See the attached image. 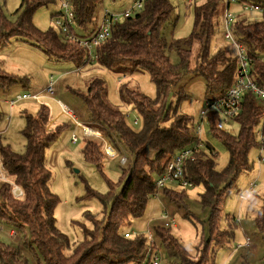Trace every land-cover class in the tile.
Listing matches in <instances>:
<instances>
[{
	"label": "trees",
	"instance_id": "16d2710c",
	"mask_svg": "<svg viewBox=\"0 0 264 264\" xmlns=\"http://www.w3.org/2000/svg\"><path fill=\"white\" fill-rule=\"evenodd\" d=\"M70 1L75 14L71 34L83 40L93 39L100 28L96 14L105 0ZM51 2L22 0L17 11V22H10L0 11V51L13 40L22 41L52 58L75 64L77 73L89 65H97L115 73H122L132 66V73L148 72L151 82L156 86L157 97L150 98L126 84L119 88L121 102L131 106L141 117L142 128L137 130L128 124L121 108L110 103L103 80L92 81L87 92L74 90L90 113L89 121L83 124L101 135V138H86L88 140L83 151L85 161L103 173L108 156L105 142L118 156L128 153L131 159L123 156L128 162L126 165L121 164L127 168H123L119 191L116 192L115 184L110 181L109 191L105 195L87 188L86 198H96L105 206L109 204L110 208L105 222L90 217L94 228H84V240L75 245L73 250L69 237L57 226L54 212L59 198L49 188L52 173L46 166L47 150L58 139L62 127L55 131L48 129L50 111L44 105L37 116L26 113L27 126L23 132L27 141L26 151L16 153L10 146L0 144L3 174L24 193L23 197L16 198L10 184L0 185V222L22 234L29 228L31 246H37L44 264H150L147 261L152 257L148 258V250L151 249L156 257L160 247H164L170 257L180 259L182 264H215L218 250L229 244L237 226L236 220L227 216L228 228L222 229L225 195L234 188L244 172L251 170L249 153L255 148L263 149L264 153V128L263 143L256 132L264 120V103L255 94L246 93L241 112L233 119L240 125L237 135L219 130L216 126L219 113H209L206 122L212 135L222 142L230 154L229 165L219 171L213 146L204 143L194 133L192 118L179 115L177 109L174 110L169 104V98L181 81L183 72L199 74L206 80L208 101L224 98L234 86L237 57L232 59L223 50L212 52L220 1L196 0L192 34L169 48L161 31L172 18L175 8L171 0H148L142 10L112 25L111 34L98 48L95 61L90 59L87 50L79 42L67 39L60 29L52 27L48 31H41L34 25L36 12ZM237 5H255L263 11L261 22L248 23L236 19L231 30L235 39L245 47L248 57L253 59L250 67L252 80L264 89V0H239ZM126 9H106L101 15L103 17L107 10L124 12ZM59 13H53L52 20L59 17ZM172 48L181 58L179 66L171 62L168 49ZM19 81L0 64L1 90L7 91ZM187 98L188 95L179 94L178 106ZM136 121L134 126L139 125V120ZM197 144L203 147L186 162L185 178L193 186L204 187L200 202L204 209L209 210V237L198 259H194L172 234L170 227L155 230L150 233L149 239L126 229L145 214L149 202L160 191L172 203L181 208L186 207L184 191L178 192L169 186L159 190L157 181L167 172L175 156ZM260 159H264L262 155ZM165 212L162 219L165 220L164 216L167 215L170 220L169 213ZM255 222L264 236V205ZM0 264L29 263L15 247L0 241ZM241 264H248L245 257Z\"/></svg>",
	"mask_w": 264,
	"mask_h": 264
},
{
	"label": "rangeland",
	"instance_id": "374dc122",
	"mask_svg": "<svg viewBox=\"0 0 264 264\" xmlns=\"http://www.w3.org/2000/svg\"><path fill=\"white\" fill-rule=\"evenodd\" d=\"M134 1L105 0L97 11V24L101 25L103 20L101 14L104 10L121 11L130 7ZM59 2L60 0H52L48 6L42 7L36 12L33 23L39 30L48 31L55 27L51 16L53 13L59 12ZM171 2L175 8L174 14L161 31V36L165 38L169 48L175 42L186 39L192 34L195 8V3L190 7L182 0H171ZM21 3L22 0H0V11L10 22H17L19 19L17 11L20 9ZM225 11L226 5L221 4L219 15L215 20L216 29L212 40V52L223 50L230 58L236 59L237 51L234 43L225 38ZM230 12L237 21L256 23L263 20L262 12L245 11L241 5L237 4L231 5ZM168 54L174 66L181 64V58L175 48L168 49ZM0 64L6 72L20 80L7 91L0 89L2 119L0 122V144L10 146L16 153H24L27 146L26 138L23 135L27 126L25 114L37 116L43 105L50 111L48 129L55 131L58 127H62L58 139L47 150L46 166L52 173L49 188L59 198V204L54 212L57 226L62 233L69 237L73 250L75 245L83 242L84 228H94L90 217L105 222L106 214L110 208L109 204L105 206L96 198H86L87 188L105 195L109 191L108 181H110L115 184L116 192L119 191L123 168H127L121 165V158L126 156L131 159V155L126 153L116 158L106 156L103 173L98 171L94 165L87 163L83 151L88 139L85 138L82 128L76 125L73 116L61 109L58 101H62L78 121L85 124L90 119V113L83 99L75 94L74 90L87 92L92 81L103 80L109 92L110 103L120 107L127 117L128 124L139 130L142 128L141 117L131 106L121 102L119 88L126 84L155 99L157 97L156 86L151 82L148 72L132 73V66L122 73H115L97 65H89L77 73L75 64L52 58L42 50L16 40L0 51ZM52 77L55 80L53 96L46 93ZM206 86V80L201 75L183 72L181 81L169 98V104L174 110L177 109L179 115H187L192 118L191 127L194 133H197L201 113L205 110ZM181 93L188 95V98L178 106ZM25 94H40L41 101L24 100L16 103L13 107L8 104ZM136 120H139L138 126L133 124ZM263 128L264 120L256 128L257 135L263 131ZM239 130V123L233 120L225 128L226 132L233 135H237ZM74 136L79 139L78 143L73 142ZM201 138L204 143L211 144L215 149L218 170H225L229 165L230 154L222 142L212 135L208 122L204 125ZM261 155L264 158L261 148H255L249 153L251 170L244 172L234 188L225 195L222 229L228 228L227 216L234 218L237 226L229 244L218 250L215 264H241L243 257L246 258L248 264H264V236L257 229L255 222L258 212L264 205V159H260ZM252 185L255 187L253 191H250ZM168 186L178 192H185L186 207L181 208L172 203L160 191L158 196L149 202L145 214L134 220L126 230L149 239L150 233L163 229L165 224L169 223L172 234L194 259H198L204 243L209 237V210L204 209L200 202L204 187L193 186L184 189L176 184H168ZM165 211L170 215L168 221L162 219ZM12 232L15 235L12 234L11 237ZM31 240L29 228L22 234L0 222L1 242L15 247L20 256L26 259L29 264H44L41 252L36 245L31 246ZM249 240L252 246L244 248ZM157 257L159 264H182L180 259L170 257L164 247H160ZM154 258L153 256L147 262L153 264Z\"/></svg>",
	"mask_w": 264,
	"mask_h": 264
},
{
	"label": "built area",
	"instance_id": "2783aa9c",
	"mask_svg": "<svg viewBox=\"0 0 264 264\" xmlns=\"http://www.w3.org/2000/svg\"><path fill=\"white\" fill-rule=\"evenodd\" d=\"M148 0H135L133 4L128 7L124 12H112L110 10L105 11L103 15V20L100 25L99 31L93 39H79L71 34V27L74 26L75 22V14L72 8V4L70 0H60L59 5V17L53 19V23L56 28L60 29L63 35L73 42H79L81 46H83L92 61H95L97 58V50L104 43V41L110 36L112 25L115 22L120 21L123 18L132 16L134 13L143 9L145 3ZM186 5L192 6L196 0H182ZM221 4L226 5V11L224 16L225 22V38L229 41H232L237 49V62L238 67L236 71V81L234 86L229 90L227 95L222 99H217L215 101H205V110L201 113V120L197 127V135L201 138L203 134V125L207 120V117L211 111H217L219 113V118L216 121V126L219 130L225 131L226 125L229 124L236 116H238L241 112L244 96L247 92H251L255 94L263 103H264V89L259 87L251 78L250 67L253 62L251 57H248L246 53L245 47L240 44L236 39L231 30L232 24L235 22V16L230 12V7L233 4H239V0H219ZM245 11L253 10L258 12H263L262 9L255 5H245L243 6ZM264 61V58H263ZM55 80L53 77L50 80V85L46 89V93L49 95L55 94ZM24 100H35L41 101L40 94H25L23 96H19L15 101H11L10 106H15L16 103L24 101ZM61 109L72 115L74 120L76 121V125L81 127L85 138H101L100 134H98L95 130L90 127L84 125L80 121H78L77 117L68 109V107L62 102L58 101ZM137 123V121H136ZM258 137L260 142L263 143V132L258 133ZM79 139L77 137H73V142L78 143ZM202 144H197L194 148H188L182 153L178 154L174 157L170 165L168 166L167 172L157 181V187L159 190L164 188H168V184H176L181 188H190L193 187V184L185 178V164L189 159L193 156V154L202 148ZM105 152L112 158H116L118 156L117 152L105 142ZM263 152V149H262ZM128 159L126 157L121 158V164L126 165ZM8 183L12 186V194L16 198L23 197L24 193L19 186L11 183L3 174V167L0 161V185ZM255 185H252L250 191L254 190ZM167 215L164 216L165 220H169ZM165 227H170L169 223L165 224ZM15 235L14 233H12ZM129 237V234L126 235ZM252 246L251 241L247 242V245L244 248H250ZM243 248V247H240ZM156 255L152 250H148L147 256L148 258ZM154 264H159L157 256L154 259Z\"/></svg>",
	"mask_w": 264,
	"mask_h": 264
}]
</instances>
